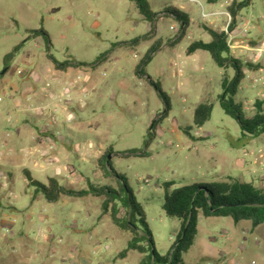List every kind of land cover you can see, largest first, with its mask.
<instances>
[{
    "label": "rangeland",
    "instance_id": "rangeland-1",
    "mask_svg": "<svg viewBox=\"0 0 264 264\" xmlns=\"http://www.w3.org/2000/svg\"><path fill=\"white\" fill-rule=\"evenodd\" d=\"M231 1L149 0L158 12L151 24L131 0H0V74L15 76L30 65L40 74L35 84L45 88L41 92L45 111L36 114H45L48 127L59 130L67 142L65 147L50 142L58 146L50 165H35L28 159L21 164L19 154L30 151L23 145L16 147L13 168L5 161L0 164V210L5 202L19 209L0 223V228L5 225L0 229V264H136L144 254L131 249L124 257L118 255L135 232L115 225L110 205L103 211L104 195H62L52 202L41 195L31 200L32 187L26 185L23 167L45 182L60 164L66 167L63 184L76 189L89 183L108 185L124 197L127 193L116 177L106 176V163L97 160L107 153L106 159L125 176L140 203L161 254L170 250L180 225L162 209L164 181H173L171 189L238 178L264 193V133L254 137L243 133L219 102L222 76H232L233 69L216 65L206 50L185 52L190 41L211 39L204 25L226 30L231 53L255 65L245 68V74L251 71L253 76L240 82L235 95L245 115H253L254 102L264 97V52L256 57V48L264 45V0H250L236 15L235 26L227 30ZM168 8L192 15L183 31L182 23L163 12ZM34 29L39 31L30 33ZM157 40L160 47L141 63ZM241 41L248 44L245 53L238 52ZM19 43L17 54L4 66V54ZM103 52L105 56L95 61ZM53 59L87 65L70 66L55 77ZM139 63L142 73L135 69ZM244 83L247 86L242 87ZM1 91L3 103L8 97H1ZM36 97L26 101L31 105L26 104L28 112H36L40 103ZM200 102L212 108L209 119L198 127L193 110ZM0 111L10 114L4 106ZM132 148L143 154L127 152ZM117 205V214L123 216L125 208L120 201ZM136 225L142 228L139 222ZM181 264H264V222L252 227L248 220L234 222L229 216L198 213L197 233Z\"/></svg>",
    "mask_w": 264,
    "mask_h": 264
},
{
    "label": "trees",
    "instance_id": "trees-1",
    "mask_svg": "<svg viewBox=\"0 0 264 264\" xmlns=\"http://www.w3.org/2000/svg\"><path fill=\"white\" fill-rule=\"evenodd\" d=\"M131 1L134 2L142 18L152 24L158 12L151 8L149 0ZM249 1L232 0L227 6L231 17L230 22L227 24V30L235 26L236 15ZM163 12L182 23V31L189 23L188 14L179 8H168L164 9ZM203 28L210 34L211 39L209 41L201 39L190 41L185 48L186 54L193 53L197 49L206 50L216 65L222 68L231 67L233 69L232 76H222V92L219 95L220 105L226 114L232 116L237 121L243 133L250 137L264 133V109L262 108L264 97L262 100L257 99L254 102L255 112L251 116L245 115L241 102L235 99L240 82L245 77L246 69L251 70L255 65L245 62L231 53L226 30L215 29L207 25H204ZM38 31L34 29L30 33H37ZM42 32L45 34L44 31ZM147 34L148 32L141 37H146ZM45 36L46 41H48L47 34ZM116 44L118 43H114V45ZM20 46L21 44L19 43L4 54V66L8 67L9 62L17 54ZM159 47L160 43L157 40L148 48L140 62L142 63L149 59L152 53ZM106 53H101L95 61L104 57ZM48 56L50 55L48 54ZM53 62L54 66L61 70L70 66L87 65L74 59L63 61L53 59ZM135 69L142 73L140 63L136 65ZM154 85L165 101V95L158 86V83H154ZM211 108L212 106L208 102H200L195 106L193 110V122L196 126L200 127L209 119ZM127 152L143 154L136 148L127 150ZM106 155L107 153L102 154L97 160L101 163L103 161L106 163L108 167V170L105 171L106 176L114 175L116 177L119 188L121 190L124 189L127 193L124 197L119 196L118 191L108 185L94 186V184L89 183L87 188L76 189L70 185L61 183L57 176H49L46 182H40L31 176L27 168H23L22 172L26 177V185L32 187L33 190L31 200L38 194H41L49 202L57 201L62 195L70 197H83L87 194L104 195L101 201L103 211L107 210L110 205L111 217L115 225L135 232V236L128 240L126 246L118 252V255L124 257L131 249H141L144 254L136 264H181L182 254L187 251L196 236L198 213L206 217L229 216L234 222L248 220L252 227H256L264 222V193L262 189L253 186L250 182L231 178L221 181L186 183L169 189L173 181H164L165 193L162 209L166 215L177 218L180 221V225L170 250L165 254H161L154 246L140 203L136 200L127 185L125 176L112 167L111 161L110 159H106ZM117 201H120L126 210L123 216L117 214ZM5 207L11 208L13 206ZM137 222L141 224V229L136 225ZM141 242L146 244L144 248L141 247Z\"/></svg>",
    "mask_w": 264,
    "mask_h": 264
},
{
    "label": "crops",
    "instance_id": "crops-1",
    "mask_svg": "<svg viewBox=\"0 0 264 264\" xmlns=\"http://www.w3.org/2000/svg\"><path fill=\"white\" fill-rule=\"evenodd\" d=\"M206 1L213 2L215 0H206ZM179 7L182 9L185 8L183 3L182 4L179 3ZM186 13L188 14L189 22H190L192 20V15L189 12H186ZM208 13L213 14L215 13V11L209 10ZM236 27L238 28L240 26L238 25ZM236 46H238V52L240 53L247 52V48H249L248 44L244 43L243 41L237 43ZM47 54L48 53H46V55ZM23 60L22 61L25 62L26 64L32 63V62H28V60H25V59ZM66 69H64L63 71H66ZM20 70L22 72L16 73L15 76L10 75L9 73L0 76V87L2 85L1 87L2 96L1 97H4V98L8 97L7 101H3V103H0V108L4 106V108L7 110L6 113L7 112L10 113L9 114L10 118H9V115H5V116L0 115V146L1 148L4 147L3 149L0 148V164L5 161L4 165L9 167V169L13 168L14 166H12V164L15 163V161L17 160L15 158V155H16L15 153L17 152L16 147L18 145H23V146H28L30 151L28 152L25 151L26 153L19 154L20 160H22L21 164L25 165L26 160L28 159V160L33 161L35 165H38V164L41 166H43L44 164L50 165L53 161L51 160L49 161V158L54 153H58L57 150L54 152V150L58 148V146L54 143L53 145H49L50 142L54 140L58 144L60 143L63 147L67 145V142H65L63 136L59 133L60 132L59 130L54 129L55 130L54 132V130L48 127L49 121L47 122V120L44 119L45 114L44 116H37L36 114L40 111H45L43 109V106L45 105L43 101L44 98L42 97V93H41L43 91L45 92V88L44 87L37 88L35 84L36 79L40 78V74L34 71L31 65L29 67H25ZM61 71H62L61 69H57L55 66H53L51 73L53 76L57 77L59 75V72ZM43 72L44 74H46L48 72V68L46 67V69H43ZM247 76H253L252 72L250 71L249 75L245 74L244 78H247ZM247 83H244L242 87L247 86ZM11 94L15 96L9 99ZM32 95L37 96L36 98H38V101L40 102L39 105L35 106L36 112H33V113L27 111V109H29L28 107L29 106L31 107V105L26 103V101L30 100ZM22 100H23V103H22ZM26 104L28 107L26 106ZM0 114H2L1 111H0ZM13 115L16 116V118L12 121L11 117ZM52 121H54V119ZM17 124H20V125H17ZM10 126L15 127V128L12 129V127ZM42 153H45V154L43 155ZM55 167H60L61 173L56 174ZM23 168H26V167H23ZM65 169H66L65 166L57 164L54 166L53 172L50 173V176H57L59 178V181L61 182L62 174L66 172ZM32 193H33V190H32ZM39 196H41V194L36 195L35 198ZM5 203H6L5 205L3 204L4 207L2 206V209L0 210V212H3L2 216H0V223H3L2 221H5L4 220L5 216H11L19 212V209L14 204L7 203V202ZM10 205H12L13 207L11 208L5 207V206H10ZM3 224L1 225L0 229H5L4 228L5 225Z\"/></svg>",
    "mask_w": 264,
    "mask_h": 264
},
{
    "label": "built area",
    "instance_id": "built-area-1",
    "mask_svg": "<svg viewBox=\"0 0 264 264\" xmlns=\"http://www.w3.org/2000/svg\"><path fill=\"white\" fill-rule=\"evenodd\" d=\"M264 52V45H261V47L256 48V57L261 56V54ZM254 80H257L254 78ZM56 174L60 173L59 167H55Z\"/></svg>",
    "mask_w": 264,
    "mask_h": 264
}]
</instances>
